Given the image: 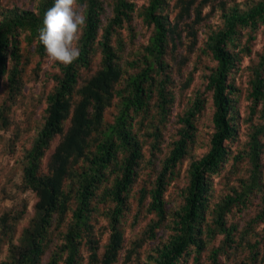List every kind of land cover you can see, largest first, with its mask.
Returning <instances> with one entry per match:
<instances>
[{"label":"trees","instance_id":"obj_1","mask_svg":"<svg viewBox=\"0 0 264 264\" xmlns=\"http://www.w3.org/2000/svg\"><path fill=\"white\" fill-rule=\"evenodd\" d=\"M77 1L83 5V15L87 17L77 42L80 55L71 64H60V73L53 77V89L39 99L46 102L44 121L27 153L22 176V189H30L37 196L34 216L20 242L10 245L8 260L2 264H40L51 243L52 229L61 226L68 212H71L70 224L46 264H80L78 250L82 241L89 250L86 264H115L119 260L123 248L120 218L129 207L128 199L144 161L143 144L150 139L146 162L153 163L155 152L162 149L160 124L168 120L174 104L176 95L169 84L171 62L180 65L188 60L198 40V24L204 20L202 8L214 0H175L173 21L163 14L167 0H148L139 15L146 24L152 25V33L142 48L139 64L136 59L122 60L124 44L116 36L117 27L132 19L134 2L113 0V14L108 24L101 26L103 0ZM54 2L40 0L35 10L13 8L0 18V80L5 76L12 94L21 87L18 36L23 32L27 40L36 42L38 53L45 54L39 30L45 12ZM222 9L221 28L205 38V46L216 62L206 84L214 109L213 132L207 151L189 164L183 203L172 213L173 233L157 249L154 264H180V259L192 251H195L194 260H197L200 251L216 233L224 237L221 245L211 250V264H220L217 254L224 247H232L234 242L235 228L226 224V213L235 204H245L249 193L262 186L260 153L263 143L260 135H264V50L253 69L249 91L252 114L261 103L259 116L263 120L250 134L248 155L252 172L248 181L242 182L241 190H234V195L227 194L216 204L212 209V224L207 222L210 178L219 171L227 157L225 141L236 132L232 97L236 89L229 76L237 56L229 46L235 45L241 29L249 28L251 32L264 22V0H256L246 9L237 4L226 8L223 5ZM183 29L188 38L187 54L177 59L175 49L181 41ZM97 49L100 53L97 69L82 77L81 69L89 67ZM126 63L137 70H126ZM115 99L118 100V112L113 122L106 123L105 110ZM205 101L197 94L183 113L176 115V136L168 143L150 188L142 186L136 190L138 203L156 217L148 225L149 238H154L155 228L166 219L164 193L177 164L195 142L196 121ZM23 110L25 118L17 127L31 121V112L25 107ZM66 121L69 124L64 128ZM56 136L58 141L48 157L47 172L41 173V158ZM147 197L149 200L145 204ZM101 204L110 233L100 253L91 218ZM262 210L264 213V204ZM13 233V226L6 224L5 234ZM127 257L129 253L125 259Z\"/></svg>","mask_w":264,"mask_h":264},{"label":"rangeland","instance_id":"obj_2","mask_svg":"<svg viewBox=\"0 0 264 264\" xmlns=\"http://www.w3.org/2000/svg\"><path fill=\"white\" fill-rule=\"evenodd\" d=\"M135 4L132 19L124 21L121 27H117L116 36L122 39L123 61L136 59L137 64L141 59L143 46L147 43L152 33V25L146 24L139 12L148 0H131ZM256 0H214L202 8L204 20L198 24V40L185 64L171 62L170 88L174 92L175 99L168 120L160 124L162 139L161 151L155 152V161L146 162L149 157V138L143 144L144 161L139 169V177L128 199V209L120 218L119 228L123 232V248L119 260L115 264H154L153 259L157 249L167 242L173 233L172 213L183 203L184 189L189 180V164L192 160L203 155L209 146V139L213 132L212 114L213 105L211 92L206 88L207 76L215 60L205 46L206 36L222 26V6L225 8L237 4L241 9L251 6ZM40 0H0V18L13 8L35 10ZM163 14L173 21L176 10L173 8L175 0H167ZM113 0H103V12L101 13V26L108 24L112 16ZM74 7L83 14V5L75 0ZM181 26L180 28H182ZM257 29L249 31V28L241 29L236 37L235 45L229 46L236 53L237 59L230 73L229 79L234 84L233 114L236 127L235 135L225 141L228 154L219 171L210 178L209 207L206 212V220L211 223L212 209L227 194L234 195V190L242 189V182L248 181L252 172V162L249 158L250 134L254 127L263 120L259 116L261 103L255 107L252 114V98L249 97L250 81L253 78V69L259 62L260 55L264 50V22ZM102 30H100L101 33ZM81 30L78 33V38ZM181 41L177 44L175 53L177 59L187 54L186 44L188 38L185 30H182ZM252 36V37H251ZM19 52L21 55V70L19 73L20 89L17 93H11L5 76L0 80V264L7 261L8 250L11 244L19 243L25 228L34 216V204L37 196L30 189H22L23 167L26 163L27 153L41 128L46 102L40 97L46 96L55 84L54 75L60 73L61 62L53 60L45 51L40 55L37 51L36 42L29 41L21 32L18 36ZM78 41L74 42L77 46ZM100 53L97 49L88 68L81 69V76L86 77L95 71L99 65ZM122 61V62H123ZM10 65V63H9ZM8 65V66H9ZM126 70L133 72L137 69L129 67ZM264 78V69L262 70ZM197 94L206 100L204 108L196 121L195 142L188 154L177 164L174 174L167 184L164 200L167 211L166 219L155 228L154 238H149L148 225L155 219L154 213L146 211L145 207L138 203V190L145 186L150 188L156 172L160 168V160L167 150L171 138L176 136L178 124L176 115L183 113L191 99ZM117 99L114 100L104 113V121L111 123L118 112ZM31 112V121L22 127H17L20 120H24V110ZM158 118H155V122ZM69 122H64L67 128ZM263 143L260 153V189H253L249 193L245 204H235L226 213V224L233 226L234 242L232 247H224L217 254L220 264H264V214L262 210L264 200V135H260ZM58 141V136L51 140L50 148L45 151L39 164L41 173L47 172V162L53 147ZM148 197L145 204L148 202ZM74 204H72V207ZM91 218L94 236L99 244V252L103 251L108 240V218L101 211L100 205ZM260 214L262 217H260ZM71 212L65 216V221L59 228H53L51 243L41 257L40 264H46L52 250L62 241V235L70 224ZM5 225H4V223ZM6 224L13 226V235L5 234ZM212 224V223H211ZM224 236L216 233L205 247L200 251L198 259L194 260L195 251L180 259V264H211V250L219 247ZM80 264H86L89 254L88 246L84 241L79 246ZM129 257L125 259L126 254Z\"/></svg>","mask_w":264,"mask_h":264},{"label":"clouds","instance_id":"obj_3","mask_svg":"<svg viewBox=\"0 0 264 264\" xmlns=\"http://www.w3.org/2000/svg\"><path fill=\"white\" fill-rule=\"evenodd\" d=\"M74 4L75 0H55L45 12L39 30V40L47 54L63 64H71L79 57L80 49L74 42L78 41V33L87 20Z\"/></svg>","mask_w":264,"mask_h":264}]
</instances>
